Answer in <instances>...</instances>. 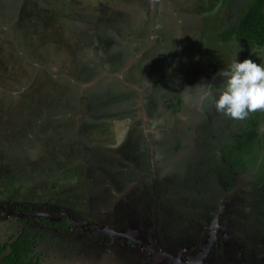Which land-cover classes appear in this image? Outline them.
I'll return each mask as SVG.
<instances>
[{
    "label": "rangeland",
    "instance_id": "rangeland-1",
    "mask_svg": "<svg viewBox=\"0 0 264 264\" xmlns=\"http://www.w3.org/2000/svg\"><path fill=\"white\" fill-rule=\"evenodd\" d=\"M248 2L0 0V195L8 196L9 188L14 193L46 191L54 195L53 205H59L58 192L82 185L90 190L89 197L73 189V198L60 207L72 215L73 207H79L89 215L93 203L107 194L100 193L104 186L85 183L88 168L113 159L120 169L134 171L147 151L150 165L142 177L152 174L165 182L167 166L181 167L180 181L168 178L176 189L191 181L190 175L199 178L203 196L190 208L199 219L205 220L207 211L210 215L204 242L176 259L188 264L200 253L199 264H264V111L232 119L217 112L205 95L209 85L213 92L221 86L218 73L234 58H256L264 67V48L245 57L244 44L222 40V31ZM176 95L182 102L169 109L167 99ZM96 170L91 175L103 173L102 167ZM11 171L14 179L8 186L4 176ZM194 185L185 187L189 198L196 196ZM210 194L218 197L216 210L203 213L202 198ZM183 197L163 196L164 207L159 214L145 213V222L156 232L172 233L159 217L168 220L175 214L178 239L188 236L179 230L190 228V214L176 210L187 206ZM174 199L177 204L171 206ZM87 203L92 208L83 209ZM44 204L53 207L50 201ZM101 210L107 211L104 206ZM0 217V242L18 230L16 225H24ZM98 218L90 216L89 221ZM147 233L150 237L151 231ZM147 240L145 244L156 246L152 236V242ZM213 241H220V248H210L208 257ZM60 242L52 240L62 244L58 255L48 242L41 245L57 257L45 256L43 264L105 263L99 254L94 260L62 254L71 248ZM144 248L131 247L139 252L134 260L128 255L123 263L113 258L108 263L172 264Z\"/></svg>",
    "mask_w": 264,
    "mask_h": 264
},
{
    "label": "trees",
    "instance_id": "trees-1",
    "mask_svg": "<svg viewBox=\"0 0 264 264\" xmlns=\"http://www.w3.org/2000/svg\"><path fill=\"white\" fill-rule=\"evenodd\" d=\"M133 7V6H132ZM104 21V20H103ZM103 23V22H102ZM222 40H228L230 38H234L236 41L241 42L242 44L245 45L244 49H242V56H247L250 51H252L254 48H264V0H249L247 3L245 9L237 16V19L235 23L231 26H228L224 31H222ZM99 43H102L100 40L98 41ZM95 49H100L96 45ZM106 49V47H105ZM45 59H43L44 61ZM254 61L258 64L259 60L254 59ZM42 62V59L41 61ZM45 62V61H44ZM42 62L43 64H45ZM128 64V63H127ZM46 65V64H45ZM96 75L91 77V80L93 81ZM162 79V76L160 77ZM96 79V78H95ZM159 79V80H161ZM87 80H90L89 78ZM157 80L156 82H158ZM91 82V81H90ZM157 84V83H156ZM181 95H176L172 98L167 99V106L168 108H174L177 107L178 105L181 104L182 99L180 98ZM176 98V101L173 100ZM61 99V98H60ZM208 108V107H207ZM208 113H210V109H207ZM215 113V112H214ZM91 115H88L86 119L90 118ZM130 137L132 134L129 135ZM145 144L147 143L145 140L143 141ZM180 143H178L179 148ZM114 157V156H113ZM112 157V158H113ZM107 161L104 162V160L98 161L97 163L92 164V167L88 168V179L85 181L86 184L91 182H95L96 184L104 186V184L109 183V185H106V191L105 193L107 194L106 197L102 201H96V203H93L94 208H98L97 202L103 203L104 205L110 204L113 199L116 198V195L112 192H118V193H123L129 186V183L132 181H136L135 183L132 184V186L129 188V192L127 191L125 193V196L119 200L116 201L113 211H111V217L114 222H117L120 224L119 229L123 230L125 228H132L135 229L137 228L138 231L142 234H144V231H139L141 228H147L148 225L144 224L145 217L144 214L147 212L161 210L162 203V198L163 196L166 195L168 196H174V194H178L180 196H185L183 197V201L187 203V206L182 207L179 203V207L176 208L177 213L181 212H191L194 215L190 216V223L189 226L185 228V231L187 232L188 236H184L182 238H173L177 237V235L173 237H169L167 232V241L166 237L164 235V232H156L154 233V241L156 243V246H167L169 248L174 249L176 245L182 244L179 240L182 239L187 241L189 244H202L204 242L205 238V229H206V222H209V212L207 210H216V205H217V198L218 197H213V194H210L209 198H202V206L205 211L203 213H206L203 215L205 217V220L201 217L199 219L197 213L190 208L192 207V204L195 202L197 197L203 196V189L200 187V179L195 177L194 175H190L192 178L191 181H187V183H183L184 185L182 187H175V184L172 183V179H176L177 181H180L182 179L183 174L178 175L177 172L179 173V170L181 167H173V166H167L169 170V174L165 176V182L159 181V179H154L152 178V174H148L147 177H142V172L149 170V165H150V153L143 154V156L140 158V164L136 165L135 168L136 170L134 171H129L125 169H120V163H117V160H105ZM102 167L103 173H96L94 175H91L92 171H97L96 169H100ZM115 169V172L113 173V169ZM138 169V170H137ZM50 170V169H49ZM93 173V172H92ZM113 173V174H111ZM187 173V172H186ZM93 176H96L97 178H94ZM169 176H175L172 179H169ZM97 179V180H94ZM5 183L8 185L9 181H11V176L6 175L4 176ZM94 180V181H93ZM43 181V180H41ZM195 184L192 189L195 190L194 194L196 195L195 197L189 198L188 197V189H185L186 186H192ZM165 186L166 190L162 187ZM78 185V187L73 188L69 190V192H58V196L55 195L56 197L60 198L59 200V205L58 203H55L53 205L54 200V195L51 196L50 194L46 196L47 198H50V203L52 206L57 207L59 209H63V207H60L63 203H66V199H72L71 194L73 193L72 190L75 189L78 191V189L82 190V195H86L89 197V192L90 190L86 191V187ZM173 187V189H172ZM98 189V187H97ZM71 192V193H70ZM70 194V195H69ZM104 194V192H103ZM45 197V198H46ZM186 198H189V201H187ZM94 198L93 200H95ZM64 200V201H63ZM198 200V199H197ZM162 203V205H161ZM177 204V199L170 200V205L171 206H176ZM126 205V206H125ZM169 205V208L171 206ZM121 206L123 208H121ZM157 206V208H156ZM195 206V203H194ZM83 209H89L92 208L90 207L87 203V206L82 205ZM124 209L123 211H121ZM121 211V212H120ZM84 212V210H83ZM94 213V210L91 211V213ZM92 213V215H94ZM170 213V212H169ZM153 214V213H152ZM157 214H159L157 212ZM65 217V216H64ZM166 222V225H169L173 230H176V221H178L177 216L172 214L171 219L169 218L168 220L164 219ZM66 217L63 219L62 224L66 226ZM164 225V226H166ZM64 227V226H63ZM247 229H250L248 226H246ZM174 234L176 233L175 231L173 232ZM48 239L47 234H45L42 230H33L29 231L26 230L25 228H22L21 230H17L14 233H11L9 237H7L6 240L3 242H0V264H42L43 261L45 260V256H49V251L43 250L41 248L43 240ZM200 239V240H198ZM93 240V237H92ZM106 241L109 239H105ZM104 240V241H105ZM120 242V241H119ZM212 246L208 248L206 256L209 255L210 248H213L218 252V248L220 241H213ZM131 245V243H128ZM123 245V247H120L118 242L115 240L113 241L109 247L108 250H104L102 253L100 252V248H94L89 252L88 255H86L84 258L85 259H95L97 258L98 254L103 258V261L105 263L103 264H109L108 259L113 258L114 260L120 261L123 263L127 259L131 258V255H133L134 258H131L132 260L135 259L136 256H138V250L136 249V253H130V257L126 258L128 256L127 253H129V246L130 245ZM166 247V249H167ZM126 249H128L126 251ZM168 250V249H167ZM212 251V250H211ZM74 252H76V249L72 248L70 251V255L73 256ZM92 254V255H90ZM219 256L221 255L218 253ZM209 257V256H208Z\"/></svg>",
    "mask_w": 264,
    "mask_h": 264
},
{
    "label": "flooded vegetation",
    "instance_id": "flooded-vegetation-1",
    "mask_svg": "<svg viewBox=\"0 0 264 264\" xmlns=\"http://www.w3.org/2000/svg\"><path fill=\"white\" fill-rule=\"evenodd\" d=\"M31 153L32 152L29 151L28 155H30ZM11 173H12V171H11ZM11 173L9 172V176H11V180H13L15 172H13L12 174ZM106 185H109V183L104 184V188L102 190H100V193L102 191L105 193ZM8 186H12V181H9ZM9 190H10V192L8 193V196L0 195V216H6L10 220H13L14 222L18 221L20 223H24V225H16V228L18 230H21L22 228H25L26 230H29V231L42 230L45 234H47L48 238L51 239V240H48V239H45V240L49 243V245H51L50 249L54 250V252H56L57 255H58V253L61 252L62 244H58V245L52 244V240H54L55 238L56 239L60 238V240L62 242H67V244L70 245L69 247L71 249H67L62 254L67 253L70 256V254H71L70 251L72 250V248H74V249H76V252L73 253L74 257L76 259H79L81 257H85L86 255H88L89 252H91V250L94 248V246L96 248L101 247L100 248L101 253L106 249L108 250L109 245L115 240L118 242L120 247H123V245L131 243V245L128 244V245H130L129 246V253H127L128 255L130 253H136V250L135 251L131 250V247H135V244L137 245V243H134V241L131 240L132 236L135 239L144 242V244H145L146 241L148 242V240H147L148 238H150V240H151V236H152V240H153L154 239V233H156V231L151 229L152 227L150 228L149 224L145 221H144V224L148 225L147 226L148 229L147 228H141V230L144 231V234H142V232L141 233L139 232V234H138L137 228H135V229L125 228L123 230H120L119 229L120 224L117 222H114L112 220V217H111V213H112L111 211H113L114 205L116 203V202L112 203L114 199L112 200V202L110 204H107V205H104L103 203L97 202L98 208L96 207L94 209V213L92 212L94 215H92L91 212L88 215V213L85 210L83 212V210H81L79 207H75V206L73 207L74 214L72 215L71 213L68 212V208H67V210L64 211L63 209H59L58 207L55 208L53 206L51 208L52 209L51 210L48 206H46L44 203L45 202L48 203L50 201V198L46 197V196H48V193L46 191H34L35 193L34 192H32V193H29V192L14 193V191L11 188H9ZM112 192L116 195V198L118 197L119 194L122 193V192L121 193L114 192L113 190H112ZM97 201H99V200H97ZM103 206L108 212L107 211L103 212L101 210ZM50 211H52V212H50ZM50 213H53V214H50ZM187 213L190 214L189 216L194 215L193 213H191L189 211ZM64 216L66 217V221H67L66 226L64 224H62L63 219L65 218ZM90 216L93 219L95 217H98V216H99V218L96 221H94L93 219H91L92 221L91 220L89 221ZM165 219H166V217H165ZM160 220H164L163 217H159V221ZM0 221H1V217H0ZM153 222H154L153 224H155V222H157V216L155 217V221H153ZM33 223L36 226V228H34V229L32 228ZM158 225H159V228H162V226H164L163 224H159V223H158ZM10 227H12V225ZM110 228H112L116 234H119V233L123 234L127 231L134 230L135 235H134V233H132L133 235H131L129 233L130 235L126 236V237L124 235L114 237L108 231V229H110ZM177 230H173V232L174 231L176 232L175 234L173 232L168 233V229H162L159 232H164V235H165L166 241H167V239H168L167 234L169 237H173V236L178 234ZM148 231H151V235L149 234L150 237H148V233H147ZM179 231L180 232H183V231L186 232L185 229L179 230ZM166 232H167V234H166ZM78 234H82V235L77 237ZM183 235L186 236L185 234H183ZM92 237H93V240H92ZM173 238L178 239V237H173ZM105 239H109V240L106 241ZM152 240H151V242H152ZM46 241L44 242V240H43L42 245H44V243H47ZM179 241L182 244L176 245V247L174 249L169 248L167 246L166 247L168 250L166 249L165 246H157L156 248H160L161 250L165 249L176 259V257L180 258V255L185 253V251L187 249H192L193 248L192 246H196L198 244V242L194 243V244H189L185 240L182 241V239ZM62 242H60V243H62ZM147 244L148 243H146V245ZM142 247H144V246H142ZM47 249H49V247ZM56 258L57 257H54L53 255H52V257H51V255L48 256V259H56ZM176 260H178V259H176ZM164 261H167V262L170 261V262H172V264H185L184 262H182L180 260H178L179 261L178 263H176V261L169 260V259H164ZM193 262H194V260L188 264H192ZM200 264H201V261H200Z\"/></svg>",
    "mask_w": 264,
    "mask_h": 264
},
{
    "label": "clouds",
    "instance_id": "clouds-1",
    "mask_svg": "<svg viewBox=\"0 0 264 264\" xmlns=\"http://www.w3.org/2000/svg\"><path fill=\"white\" fill-rule=\"evenodd\" d=\"M218 75L223 78L221 86L213 92L209 85L205 93L217 112L244 120L250 113L264 111V67L252 59L237 62L234 58Z\"/></svg>",
    "mask_w": 264,
    "mask_h": 264
},
{
    "label": "water",
    "instance_id": "water-1",
    "mask_svg": "<svg viewBox=\"0 0 264 264\" xmlns=\"http://www.w3.org/2000/svg\"><path fill=\"white\" fill-rule=\"evenodd\" d=\"M125 194L121 193L118 195L117 198H122L124 197ZM108 231L110 232L111 235H113L114 237H118V236H121V235H124L125 237L126 236H129L130 234L132 235L133 232L130 231H127L123 234H116L115 231L110 228L108 229ZM130 233V234H129ZM124 237V238H125ZM131 240L134 241V243H137V244H140L141 246H144L146 249H148V251H150V253H152L156 258H158L159 260H164V259H169V260H173V261H176V263H178L179 261L176 260L168 251H166L165 249L163 250H158V248H156L155 244L152 245L151 243L149 245H146L144 244V242L140 241V240H137L135 239L133 236L131 238ZM200 256V253L196 256V259L194 260V262L192 264H199L198 260H199V257ZM198 258V259H197ZM162 263V262H161Z\"/></svg>",
    "mask_w": 264,
    "mask_h": 264
}]
</instances>
